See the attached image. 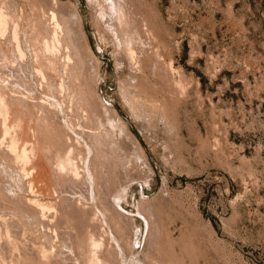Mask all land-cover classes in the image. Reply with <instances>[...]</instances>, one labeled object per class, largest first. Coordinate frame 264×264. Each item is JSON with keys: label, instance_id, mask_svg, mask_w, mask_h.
Returning <instances> with one entry per match:
<instances>
[{"label": "rangeland", "instance_id": "1", "mask_svg": "<svg viewBox=\"0 0 264 264\" xmlns=\"http://www.w3.org/2000/svg\"><path fill=\"white\" fill-rule=\"evenodd\" d=\"M46 1L0 0V263L264 264V0Z\"/></svg>", "mask_w": 264, "mask_h": 264}, {"label": "bare ground", "instance_id": "2", "mask_svg": "<svg viewBox=\"0 0 264 264\" xmlns=\"http://www.w3.org/2000/svg\"><path fill=\"white\" fill-rule=\"evenodd\" d=\"M41 1H43V0H41ZM56 1H58V2H57V4H58V3H59V0H56ZM60 1H61V0H60ZM122 1H124V0H109V2H110V6H111V5L114 6L117 10L120 9L119 6L121 5V2H122ZM50 2H51V0H50ZM50 2H47V1H46V3H49V4L51 5ZM61 2H62V1H61ZM61 2H60V3H61ZM55 3H56V2H54V4H55ZM63 4H67V3H64V2H63ZM47 5H48V4H47ZM60 5H61V4H60ZM67 5H68V4H67ZM52 6H53V4H52ZM55 6H56V4H55ZM57 6H58V5H57ZM57 6H56V7H57ZM68 6H69V5H68ZM68 6H66V7H68ZM46 8H47V6H46ZM49 8H50V7H48V9H49ZM59 8H60V7H59ZM62 8H63V6L61 5V9H62ZM53 9H54V8H53ZM53 9H52V10H53ZM55 9H56V8H55ZM57 9H58V7H57ZM66 9H67V8H66ZM71 9H72L73 11H71ZM62 10H63V9H62ZM62 10H61V11H62ZM117 10H116V11H117ZM120 10H121V9H120ZM50 11H51V10H50ZM58 11H59V10H58ZM70 11H71V12H69V7H68V11H67V13L69 12V13L72 14V12H73V13H74V14H73L74 17L77 15L76 18H78L77 20H79V16H78V13H77L76 9L73 8V7L71 6ZM1 12H2V11H1ZM1 12H0V13H1ZM54 12H57V10H55ZM54 12H53V13H54ZM50 13H51V12H50ZM57 13H58V12H57ZM59 13H61V12H59ZM64 13H65V12H64ZM64 13L62 12L61 14L63 15ZM51 14H52V13H51ZM55 14H56V13H55ZM2 15H3V13L1 14V16H2ZM58 15H59V14H58ZM58 15H57V16H58ZM57 16H56V17H57ZM63 16H64V15H63ZM5 17H6V16H5ZM53 17H54V16H53ZM58 17H59V16H58ZM58 17H57V19H58ZM60 17H61V15H60ZM70 17H71V15H70ZM70 17H67V16H66V18H70ZM74 17H73V19H75ZM0 19H1L0 22L3 21V19H4V15H3ZM62 19H63V18H62ZM71 19H72V18H71ZM71 19H69V21H70ZM53 20H55V17L53 18ZM64 20H65V19H64ZM64 20H63V21H64ZM77 20H73V21H76V22H77ZM55 21H56V20H55ZM55 21H54V23H55ZM58 21H59V20H58ZM66 21H67V20H66ZM4 22H5V21H4ZM4 22H2L1 24L3 25ZM56 22H57V21H56ZM61 22H62V21H60V23H61ZM64 22H65V21H64ZM70 22H71V21H70ZM70 22H69V23H70ZM78 22H79V21H78ZM42 23H43V21H42ZM44 23H45V21H44ZM65 23H67V22H65ZM71 23H72V22H71ZM73 23H74V22H73ZM56 24H57V23H56ZM56 24H55V25H56ZM67 24H68V23H67ZM67 24H66V26L69 27V25H67ZM58 25H59V24H58ZM61 25H63V24H61ZM61 25H60V27H61ZM78 25H79V23H78ZM0 26H1V25H0ZM73 26H74V27H73L72 31H73V33H74V32H76L77 30L74 31V28L76 29L75 24H74ZM1 27H2V26H1ZM44 27H45V26H44ZM64 28H65V27H64ZM70 28H72V26H70ZM78 28H79V27H78ZM56 29H57V27H56ZM66 29H68V28H66ZM61 30H62V29H61ZM67 31H70V30L68 29ZM67 31H66V33H67ZM77 32H78V31H77ZM77 32H76V34L74 33V35H75L76 37H75L74 35L72 36V34H71V36L77 38V35H78ZM16 33H17V32H16ZM16 33H15V37H16ZM56 33H57V32H56ZM56 35H57V34H55V36H56ZM69 35H70V34H69ZM69 35L67 34V36H69ZM71 36H69V37H71ZM75 38H73V39L75 40ZM74 40H73V41H74ZM79 40H82L81 37H79ZM77 41H78V38H77ZM17 42H18V41H17ZM70 43H71V42H70ZM73 43H74V42H73ZM75 43H77V42L75 41ZM77 44L79 45V42H78ZM67 45H68V44H67ZM68 46H69V45H68ZM70 46H71V44H70ZM74 46H76V44L73 45V47H74ZM76 48H77V47H76ZM72 50L74 51V49H72ZM72 50H70V51L72 52ZM76 51H77V50H76ZM76 51H75V53H76ZM77 54H78V53H77ZM75 55H76V54H75ZM76 56H78V55H76ZM85 56H86V54H85ZM71 57H72V55H71ZM73 57H74V56H73ZM73 57H72V59H73ZM88 57H89V56H88ZM74 58H75V57H74ZM76 58H77V57H76ZM82 58H83V55H82V57L79 58V61H80V59L82 60V61H80V65H81V63L83 62V60H88V59H89V58L85 59V57H84L83 59H82ZM69 60H70V59H69ZM74 60H75V59H74ZM77 60H78V58H77ZM85 62H86V61H84V63H85ZM89 62H90V60H89ZM78 63H79V62H78ZM86 63H87V62H86ZM86 63H85V66H87L86 68H88L90 64H92L91 66L94 67L93 63H89V64L87 63V65H86ZM82 67H84V65H82ZM86 68H84V72H85ZM87 70H89V69H87ZM80 71H81V70H80ZM81 72H82V71H81ZM81 72H80V73H81ZM87 73H88V72L84 73L83 76L85 77V74H87ZM82 74H83V73H81V75H82ZM78 76H80V75H78ZM86 76H87V75H86ZM80 77H81V76H80ZM81 78H82V77H81ZM83 79H84V78H83ZM2 94H4V93H2ZM5 95H6V94H5ZM4 98H5V97H4ZM6 98H7V97H6ZM7 99H8V101H9V98H7ZM10 102H11V101H10ZM38 103H39V102H38ZM44 103H45V102H44ZM6 104H7V103H6ZM9 104H10V103H9ZM28 105H29V104H28ZM6 106H7V105H6ZM26 106H27V105H26ZM26 106H25V107H26ZM26 108H30V107L27 106ZM0 110H1V109H0ZM27 111L30 112V109H29V110L27 109ZM31 111H32V110H31ZM34 111H35V110H34ZM5 112H6V111H5ZM26 113H27V112H26ZM30 113H31V112H30ZM8 114H9V113H8ZM22 114H23V113H22ZM0 123H1V122H0ZM1 126H3L2 123H1ZM5 126H6V125H5ZM5 126H4V128H5ZM6 129H7V128H5V131H6ZM1 130H2V128H0V131H1ZM2 132L4 133V129L0 132V133H1L0 136L3 135ZM9 132H11V131H9ZM48 132H49V131H48ZM48 132H46V133H48ZM40 133H41V132H40ZM40 133H39V135L42 137V134H40ZM43 134H44V132H43ZM7 136H8V134H7ZM9 137H10V138H9ZM9 137H8V138H9V140H10V139H11V136H9ZM3 138H5V135H4ZM12 138H13V137H12ZM42 138H44V136H43ZM42 138H41L40 140L42 141V143H44L43 140H46V138H44V139H42ZM1 139H2V137H0V140H1ZM5 139H6V138H5ZM51 139L54 140V145L50 142L53 146L56 145L55 143L59 144V143H58L59 141L55 142L56 139H53V137H52ZM51 139H50V140H51ZM2 140H3V139H2ZM2 140H1V142H2ZM7 140H8V139H7ZM11 140H12V139H11ZM50 140H49V141H50ZM57 140H59V139H57ZM60 140H61V139H60ZM3 141H4V140H3ZM47 141H48V139H47ZM49 141H48V142H49ZM45 142H46V141H45ZM48 142H46V143H48ZM4 143H6V141H5ZM8 143L10 144V142H8ZM46 143H45V145L48 147V146H49V143H48V145H47ZM60 143L62 144V146H61V145H58L57 148H59V146H61V147L63 148V144H64V142H63V141H62V142L60 141ZM65 143H66V142H65ZM67 143H69V142H67ZM6 144H7V143H6ZM9 144H7V145L9 146ZM51 144H50V146H52ZM69 145H70V144H68V146H66V147H71V146H69ZM1 146H2V145H1ZM11 146H13V145H11ZM24 146H25V145H24ZM27 146H28V145H27ZM27 146H26V147H27ZM50 146H49L48 148H49L50 150H52L54 147H53V148H50ZM64 146H65V145H64ZM5 147H6V146H5ZM61 147H60V148H61ZM66 147H64V148L66 149ZM13 148H14V147H13ZM57 148H55L54 150H57ZM60 148H59V149H60ZM62 148H61L59 151H62ZM72 148H73V147H72ZM3 149H4V148H3ZM3 149H2V150H3ZM5 149H6V148H5ZM25 149H26V148H25ZM65 149H64V151L67 153L66 150H67L68 148H67L66 150H65ZM2 150L0 149V153H1V154H3V151H2ZM7 150L10 151V149H7ZM13 151H14V150H13ZM57 151H58V150H57ZM59 151H58V152H59ZM68 151H69V149H68ZM24 152H27V151H24ZM52 152H53V151H52ZM58 152H56V151L54 152V153H55V156H56V153L58 154ZM60 153H61V152H60ZM66 153H65V154H66ZM13 154H16V153H13ZM13 154L10 155V153H9L8 157L11 156V158H12V157L14 156V158H16V156L13 155ZM62 154H63V153H62ZM62 154H59V155H62ZM68 154H69V153H68ZM12 155H13V156H12ZM21 155H22V154H21ZM29 155H30V154H29ZM36 155H37V154H36ZM66 155H67V154H66ZM66 155H64V156H66ZM0 157H1V159L5 158L3 155L0 156ZM2 157H3V158H2ZM58 157H59V156H58ZM60 157L62 158L63 155L60 156ZM60 157H59V158H60ZM66 158H67V157H66ZM16 159H17V158H16ZM23 159H25V158H23ZM26 159H27V158H26ZM62 159H63V158H62ZM3 160H4V159H3ZM12 160H13V159H10L9 162H11ZM14 160H15V159H14ZM20 160H22V159H20ZM60 160H61V159H60ZM7 161H8V160H7ZM29 161H30V160H29ZM0 162H2V161H0ZM4 162H5V160H4L2 163H4ZM9 162H8V163H9ZM27 162H28V161H27ZM2 163H1V164H2ZM12 163H13V161H12ZM1 164H0V165H1ZM5 164H6V163H5ZM8 165H10V164H8ZM11 165H12V164H11ZM11 165H10V166H11ZM13 165H14V163H13ZM15 165H16V164H15ZM26 165H27V164H26ZM4 166H5V165L3 164V168H5V170H6L7 166H5V167H4ZM10 166H8V167H10ZM23 168H24V167H23ZM7 169H8V168H7ZM33 169H34V168H33ZM29 170H30V168H29ZM8 171H9V170H8ZM9 172H10V171H9ZM19 172H20V170L18 171V173H19ZM23 172H24V171H23ZM0 173H2V172H0ZM29 173H30V172H29ZM3 174H4V173H3ZM22 174H23V173H21V175H22ZM27 174H28V173H26V175H27ZM18 175H19V174H18ZM23 175H24V174H23ZM27 176H28V175H27ZM27 176H25V177H27ZM23 177H24V176H23ZM23 177H21V178L23 179ZM12 180H14V179H12ZM24 180H25V178H24L22 181H24ZM20 182H21V179H20ZM25 182L27 183V179L25 180ZM23 183H24V182H23ZM17 184H18V183H17ZM10 185H12V184H10ZM22 185H24V184H22ZM11 187H14V189H15V186L12 185ZM30 187H31V186H30ZM26 188H27V187H26ZM9 190H10V189H9ZM24 190H25V189H24ZM26 190H27V189H26ZM30 190H31V188H30ZM15 191H18L17 188H16ZM0 192H1V191H0ZM0 194H1V193H0ZM7 195H8V194L6 193L5 196L7 197ZM20 196H21V195H20ZM20 196H18V197H16V198H18V200H20V199L22 200L21 202H20V201L17 202L18 205L22 206V205H24V204L21 205V204H19V203H23V200L26 201V200H25L26 198L24 199V197L22 198V197H20ZM22 196H23V195H22ZM0 197H1V196H0ZM19 197H20V199H19ZM3 198H4V197H3ZM30 198H31V197H30ZM5 199H6V198H5ZM33 199H34V198H33ZM6 200H7V199H6ZM1 201H2V203H3V205H4V203H5L4 200L2 199ZM8 201H9V200H8ZM27 202H28V201H26L25 204H26ZM38 202H39V201H38ZM2 203H0V204H2ZM13 203H14V202H13ZM32 203H34V202H32ZM38 204L41 205V203H38ZM26 205H27V206L30 205V206H31V209H32L33 207H36V206H33V205L30 204V203H29V204H26ZM26 205H24L26 209H25V208H22V209H25L26 211H28ZM34 205H35V204H34ZM36 205H37V204H36ZM43 205H44V204H43ZM12 206H13V205H12ZM72 206H73V205H72ZM74 206H75V205H74ZM14 207L16 208L17 206L14 205ZM18 207H19V206H18ZM28 207H29V206H28ZM38 207H40V206H38ZM63 207H65V206H63ZM68 207H69L70 210L72 209V208H70V206H67V208H68ZM78 207H79V206H78ZM78 207H77V208H78ZM80 208H81V207H80ZM17 209H18V208H17ZM19 209H21V208H19ZM19 209H18V210H19ZM31 209H30V211H31ZM35 209H37V212L39 213L38 209L40 210V208H35ZM35 209H33V210L36 212ZM43 209H44V207H43ZM73 209L75 210V207H74ZM73 209H72V210H73ZM81 209H82V208H81ZM33 210H32L31 212H34ZM67 210H68V209H67ZM67 210H66V208H65V211H67ZM70 210H69V212H70ZM77 210H78V209H76V211H77ZM82 210H83V209H82ZM19 211H21V210H19ZM30 211H29V213H30ZM40 211H41V210H40ZM65 211H64V212H65ZM79 211H80V212H79ZM35 212H34V213H35ZM42 212L46 213V211H42ZM64 212H62V213H64ZM69 212L67 211V214H70ZM74 212H75V211H74ZM74 212H73V214H74ZM78 212H79L80 215H81V210H80V209L78 210ZM47 213H48V212H47ZM56 213H58V212H55V213H53V214H56ZM79 213H78V214H79ZM83 213H84V212H83ZM0 214H1V213H0ZM35 214H36V213H35ZM40 214H41V213H40ZM53 214H51V215H53ZM58 214H59V213H58ZM65 214H66V213H65ZM65 214H61V215L64 216ZM67 214H66V215H67ZM71 214H72V211H71ZM71 214H70L69 216H72V217L74 216V218H75V215H71ZM75 214H77V213H75ZM78 214H77V215H78ZM1 215H2V214H1ZM1 215H0V216H1ZM30 215H31V214H30ZM48 215H49V214H48ZM51 215H50V218H51ZM61 215H59V216L61 217ZM66 215H65V216H66ZM80 215H79V216H80ZM84 215H85V218H86V214H85V213H84ZM32 216H33V213H32ZM37 216H38V214H37ZM41 216H42V215H41ZM41 216L39 215L38 217H41ZM44 216H45V215H44ZM53 216H54V215H53ZM59 216L57 215L58 218L56 217V215H55L54 217L57 218L58 220L61 219V221H64L63 223H65V219L63 218V220H62V217L59 218ZM69 216H67V217H69ZM1 217L3 218V216H1ZM35 217H36V216H35ZM48 217H49V216H48ZM48 217H47V218H48ZM76 217H77V216H76ZM2 218H1V219H2ZM5 218H6V217H5ZM41 218H42V217H41ZM41 218H40V219H41ZM43 218H44V217H43ZM65 218H66V217H65ZM70 218H71V217H70ZM80 218H81V216L78 217V219L81 220V221H82L83 219H85V218H83V219H82V218L80 219ZM8 219H9V218H8ZM37 219H39V218H37ZM53 219H54V218H53ZM10 220H11V219H10ZM41 220H42V219H41ZM41 220H40V221H41ZM43 220H44V222H45L46 220H49V218H48V219H43ZM43 220H42V221H43ZM58 220H57V221H58ZM66 220H69V218L66 219ZM71 220H72V219H71ZM71 220H69V221L73 223V222L76 220V218L73 219V221H71ZM79 220H78V221H79ZM12 221H13V220H12ZM50 221H52V219H51ZM55 221H56V219L54 220V224L57 222V221H56V222H55ZM61 221L59 220V223H62ZM78 221H76V222H78ZM44 222H43V225H44ZM46 222H47V221H46ZM46 222H45V223H46ZM67 222H68V221H67ZM70 222H69V224L71 225L72 223H70ZM76 222H74V225H75ZM6 223H7V218H6ZM6 223H5V225H3V226H6ZM10 223H11V221H10ZM10 223H9V225L14 224L15 222H14V223L12 222L11 224H10ZM48 223H49V221H48ZM51 223H52V224H51ZM59 223H58V224H59ZM78 223H80V222H78ZM78 223H76V224H77V227H74L73 230H74L75 228H76V229H79V228H82V227H83V226H81V227L79 226V228H78ZM83 223H85L84 220H83ZM50 224H51V225H48L47 223L45 224L46 226H48V229H49V226L51 227V226L53 225V222H50ZM9 225H8V226H9ZM14 225H15V224H14ZM65 225H66V223H65ZM65 225H63V224H59V226H64V228H65ZM67 225H68V223H67ZM70 225H69V227H70ZM72 225H73V224H72ZM74 225H73V226H74ZM1 226H2V225H1ZM73 226H71V227H73ZM6 227H7V226H6ZM16 227H17V229L19 228L18 226H16ZM53 227H54V225H53ZM55 227H56V225H55ZM66 227H67V226H66ZM71 227H70V228H71ZM9 228H10V227H9ZM12 228H13V227H12V225H11V228H10V229H12ZM84 228H85V227H83V229H84ZM7 229H8V228H7ZM17 229H16V230H17ZM76 229H75V230H76ZM83 229H81L82 231L80 230V232H77V233H79V234H80L81 232L84 233V230H83ZM85 229H86V228H85ZM49 230H50V229H49ZM62 230H63V229H62ZM62 230H61V234H62V232H63ZM75 230H74V231H75ZM20 231H21V230H20ZM74 231H73V232H74ZM76 231H77V230H76ZM85 231H86V230H85ZM12 232H13V230H12ZM18 232H19V231L17 230V233H18ZM87 232H88V231H86V233H87ZM10 233H11V232H10ZM63 233H64V232H63ZM86 233L84 234V236L87 235V234L89 235V233H87V234H86ZM90 233H91V232H90ZM11 234H14V233H11ZM64 234H65V233H64ZM7 235H9V234L7 233ZM80 235L82 236V233H81ZM88 235H87V236H88ZM94 235H95V237L97 236L96 234H94ZM78 236H79V235L77 234V236H76V233H75V237H76V239H77ZM81 236H79V237H81ZM87 236H85V240L87 239ZM88 237H90V235H89ZM91 237H93V236H91ZM5 239H6V238H5ZM83 239H84V237H83V238H82V237L80 238V240H83ZM89 239H90V241L93 240V238H89ZM95 239H96V238H95ZM98 239H99V237H98ZM7 240H8V239H7ZM9 240H11V238H10ZM9 240H8V241H9ZM14 240H15V239H14ZM16 240H17V239H16ZM85 240H84V241H85ZM84 241H82V242H84ZM87 241H89V240H87ZM93 241H95V240H93ZM39 242H40V241H39ZM39 242H38V243H39ZM82 242H81V241H80V242L78 241V244H77V243H76V244L79 245V244H81ZM98 242H100V241H98ZM98 242H97V244H98ZM7 243L10 244V242H7ZM87 243H88V242H87ZM87 243L85 242V244H83V243H82L83 245L81 244L82 246H84V250L82 249L83 247H81L80 245H79V246H76V249H77V247H79L83 252L86 251L85 249L91 250V249H92V247H91L92 245L89 246V248L91 247V249L85 247V246L87 245ZM89 243H90V242H89ZM89 243H88V245H89ZM91 243H94V242H91ZM95 243H96V242H95ZM1 244H3V243H1ZM1 244H0V245H1ZM5 244H6V243H4L3 245H5ZM9 244H8V245H9ZM15 244H16V241H15ZM17 244H18V243H17ZM36 244H37V243H36ZM40 244H41V243H40ZM32 245H33V244H32ZM88 245H87V247H88ZM1 246H2V245H1ZM12 246H14V245H12ZM12 246H10V248H11V250H14V249H12ZM2 247H3V246H2ZM2 247H1V248H2ZM16 247L18 248V246H16ZM34 247H35V246H34ZM34 247H33V248H34ZM48 247H49V246H48ZM53 247H54V246H53ZM53 247H51V248H53ZM61 247H62V246H60L59 248L61 249ZM97 247H98V246H97ZM4 248H6V247H4ZM7 248H8V247H7ZM10 248H9V249H10ZM36 248H38V247H36ZM36 248H35L34 250H38V249H36ZM49 248H50V247H49ZM55 248H58V247H55ZM67 248H68V247H67ZM9 249H6V250H8V252H9ZM41 249H42V248H41ZM60 249H59V251H60ZM62 249H63V247H62ZM62 249H61V250H62ZM68 249H69V248H68ZM80 249H79V252L81 253V250H80ZM94 249L97 250V248H96L95 246H94ZM2 250H3V253H4V249H2ZM6 250H5V252L8 253ZM11 250H10V251H11ZM27 251H28V250H27ZM38 251H39V250H38ZM51 251H52V249H51ZM54 251H55V250H54ZM57 251H58V249H57ZM57 251H55V255H58ZM62 251H63V250H62ZM64 251H65V250H64ZM67 251H68V250H67ZM0 252H1V251H0ZM30 252H31V249H30V251H28V253H30ZM32 252H33V251H32ZM32 252H31V253H32ZM35 252L37 253V251H35ZM43 252L45 253L46 250L43 251ZM79 252H77V253H79ZM86 252H87V251H86ZM86 252H84L83 255H84ZM96 252H97V251H95V253H96ZM1 253H2V252H1ZM1 253H0V254H1ZM3 253H2V254H3ZM6 253H5V254H6ZM9 253H10V252H9ZM31 253L28 254V255H29V256L32 255ZM36 253H35V254H36ZM44 253H43V255H44ZM46 253H47V252H46ZM50 253H51V252H50ZM50 253H49V254H50ZM52 253H53V251H52ZM56 253H57V254H56ZM59 253H60V252H59ZM61 253H62V252H61ZM64 253H65V252H63V256L65 257V256L67 255V253H66L65 255H64ZM91 253H92V251H91ZM91 253L88 251L84 256H86L87 254L90 255ZM10 254H11V253H10ZM35 254H34V252H33V255H35ZM49 254H48V255H49ZM92 254H94V253H92ZM92 254H91L90 257H92ZM3 255H4V254H3ZM3 255H0V256L3 257ZM11 255H12V254H11ZM33 255L30 256V257H31V258L33 257V258H34ZM37 255L39 256V255H42V254H40V251H39V252L37 253ZM43 255H42V256H43ZM60 255H61V254H60ZM78 255H79V254H78ZM80 255H81V254H80ZM88 255L86 256L87 258L89 257ZM29 256H28V257H29ZM44 256H45V255H44ZM44 256H43V257H44ZM53 256H54V255H53ZM53 256H51V257H53ZM81 256H82V255H81ZM6 257H7V256H6ZM36 257H37V256H36ZM36 257H35V258H36ZM40 257H41V256H39V258H40ZM78 257H79V256H78ZM82 257H83V256H82ZM86 257H85V259H86ZM90 257H89V258H90ZM37 258H38V257H37ZM39 258H38V260H36V261H38V264H39V261H40L41 259H42L41 261H43V258H41L40 260H39ZM53 258H55V257H53ZM53 258L50 259L51 262L54 260ZM56 258H58V257H56ZM79 258H80V257H79ZM83 258H84V257H83ZM83 258H82V261H83ZM94 258H95V257H94ZM0 259H1V258H0ZM10 259H11V258H10ZM59 259H60V258H59ZM59 259H56V260L60 261ZM90 259H91V258H90ZM90 259H89V260L86 259V260L90 261ZM3 260H4V259H3ZM11 260H12V259H11ZM11 260H10V261H11ZM30 260H32V262L30 261L31 264H32L33 262H34L33 264H35V260H33V259H30ZM45 260H46V257H45L44 261H45ZM56 260H55V261H56ZM79 260H80V259H79ZM0 261H1V260H0ZM41 261H40V262H41ZM47 261H48V260H46L45 263L42 262V263H40V264H43V263L46 264ZM62 261H63V260H62ZM62 261H60L61 264H63ZM80 261H81V260H80ZM84 261H85V260H84ZM84 261H83V262H84ZM88 261H86V262L88 263ZM28 262H29V261H28ZM30 262H29V264H30ZM48 262H49V261H48ZM51 262H50V263H51ZM60 262H57V261H56V264H60ZM64 262H67V261H64ZM86 262H84V263L87 264ZM90 262H91V261H90ZM26 263H27V261H26ZM0 264H1V263H0ZM13 264H16V263H13ZM23 264H24V262H23ZM27 264H28V263H27ZM36 264H37V263H36ZM47 264H48V263H47ZM52 264H53V262H52ZM67 264H72V263H70V262L68 263V262H67ZM81 264H83V263L81 262Z\"/></svg>", "mask_w": 264, "mask_h": 264}]
</instances>
